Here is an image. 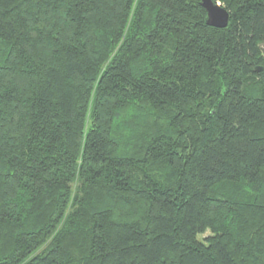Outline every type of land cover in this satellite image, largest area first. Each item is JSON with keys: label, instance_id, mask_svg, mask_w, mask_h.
<instances>
[{"label": "trees", "instance_id": "1", "mask_svg": "<svg viewBox=\"0 0 264 264\" xmlns=\"http://www.w3.org/2000/svg\"><path fill=\"white\" fill-rule=\"evenodd\" d=\"M0 0V264H264V0Z\"/></svg>", "mask_w": 264, "mask_h": 264}, {"label": "water", "instance_id": "2", "mask_svg": "<svg viewBox=\"0 0 264 264\" xmlns=\"http://www.w3.org/2000/svg\"><path fill=\"white\" fill-rule=\"evenodd\" d=\"M201 6L207 14V24L215 28H224L228 23V12L212 0H202Z\"/></svg>", "mask_w": 264, "mask_h": 264}, {"label": "rangeland", "instance_id": "3", "mask_svg": "<svg viewBox=\"0 0 264 264\" xmlns=\"http://www.w3.org/2000/svg\"><path fill=\"white\" fill-rule=\"evenodd\" d=\"M218 5H220V3Z\"/></svg>", "mask_w": 264, "mask_h": 264}]
</instances>
